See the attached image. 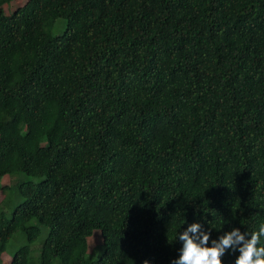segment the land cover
I'll list each match as a JSON object with an SVG mask.
<instances>
[{
    "label": "trees",
    "instance_id": "1",
    "mask_svg": "<svg viewBox=\"0 0 264 264\" xmlns=\"http://www.w3.org/2000/svg\"><path fill=\"white\" fill-rule=\"evenodd\" d=\"M10 1L0 264H172L191 223L258 231L264 0Z\"/></svg>",
    "mask_w": 264,
    "mask_h": 264
},
{
    "label": "clouds",
    "instance_id": "2",
    "mask_svg": "<svg viewBox=\"0 0 264 264\" xmlns=\"http://www.w3.org/2000/svg\"><path fill=\"white\" fill-rule=\"evenodd\" d=\"M176 239L182 242V247L172 264H223L226 250L239 252L234 264H264V246H261L264 223L250 236L240 228H232L218 239H211L210 230L205 231L200 223L194 222L179 232ZM144 264L149 261L145 260Z\"/></svg>",
    "mask_w": 264,
    "mask_h": 264
},
{
    "label": "rangeland",
    "instance_id": "3",
    "mask_svg": "<svg viewBox=\"0 0 264 264\" xmlns=\"http://www.w3.org/2000/svg\"><path fill=\"white\" fill-rule=\"evenodd\" d=\"M25 1H26V0H12V1L8 2V3L3 4V5H2V10H3L4 12H6V13H11V12H13L17 7H19V6H21L22 4H24ZM62 28H63V20H62V19H58V20L54 23L53 27L51 28V32H52V33H59L60 31H62ZM8 177H9V176H5V177H3V178H2V182H3V183H7L8 180H9ZM99 236H100V235H96L94 238H91L92 240L90 239V240H91V241H90V244H91V245H94L96 242L100 241ZM10 253H11V252L8 251V253H5V254H7L8 256H10ZM93 256H95V255H89V257H93ZM6 257H7V256H5V258H6Z\"/></svg>",
    "mask_w": 264,
    "mask_h": 264
}]
</instances>
